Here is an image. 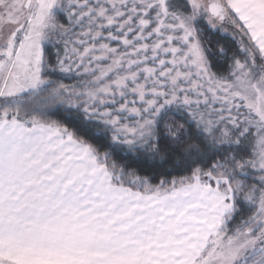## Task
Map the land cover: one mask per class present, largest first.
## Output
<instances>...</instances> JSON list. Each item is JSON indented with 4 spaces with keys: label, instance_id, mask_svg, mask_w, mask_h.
Returning a JSON list of instances; mask_svg holds the SVG:
<instances>
[{
    "label": "snow or ice",
    "instance_id": "snow-or-ice-1",
    "mask_svg": "<svg viewBox=\"0 0 264 264\" xmlns=\"http://www.w3.org/2000/svg\"><path fill=\"white\" fill-rule=\"evenodd\" d=\"M0 264H264V0H0Z\"/></svg>",
    "mask_w": 264,
    "mask_h": 264
}]
</instances>
